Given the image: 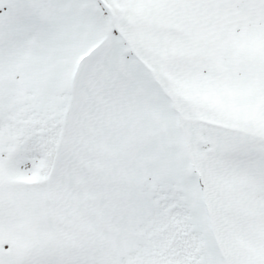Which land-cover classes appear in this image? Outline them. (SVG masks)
I'll use <instances>...</instances> for the list:
<instances>
[{
	"label": "snow or ice",
	"instance_id": "obj_1",
	"mask_svg": "<svg viewBox=\"0 0 264 264\" xmlns=\"http://www.w3.org/2000/svg\"><path fill=\"white\" fill-rule=\"evenodd\" d=\"M0 264H264V0H0Z\"/></svg>",
	"mask_w": 264,
	"mask_h": 264
}]
</instances>
